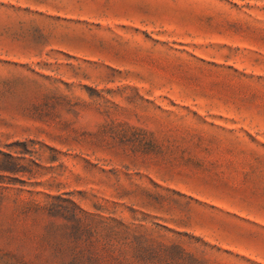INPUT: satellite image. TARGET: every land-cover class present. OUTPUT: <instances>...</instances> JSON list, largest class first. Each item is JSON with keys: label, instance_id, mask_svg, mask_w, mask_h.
<instances>
[{"label": "rangeland", "instance_id": "1", "mask_svg": "<svg viewBox=\"0 0 264 264\" xmlns=\"http://www.w3.org/2000/svg\"><path fill=\"white\" fill-rule=\"evenodd\" d=\"M0 264H264V0H0Z\"/></svg>", "mask_w": 264, "mask_h": 264}]
</instances>
